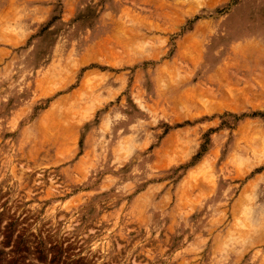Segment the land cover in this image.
<instances>
[{"label":"rangeland","instance_id":"1","mask_svg":"<svg viewBox=\"0 0 264 264\" xmlns=\"http://www.w3.org/2000/svg\"><path fill=\"white\" fill-rule=\"evenodd\" d=\"M0 264H264V0H0Z\"/></svg>","mask_w":264,"mask_h":264}]
</instances>
